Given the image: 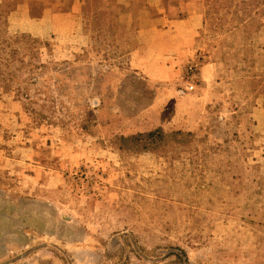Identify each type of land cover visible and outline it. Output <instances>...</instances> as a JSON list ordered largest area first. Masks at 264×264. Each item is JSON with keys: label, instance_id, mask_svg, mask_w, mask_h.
Listing matches in <instances>:
<instances>
[{"label": "rangeland", "instance_id": "374dc122", "mask_svg": "<svg viewBox=\"0 0 264 264\" xmlns=\"http://www.w3.org/2000/svg\"><path fill=\"white\" fill-rule=\"evenodd\" d=\"M151 2L0 0V264H264V0Z\"/></svg>", "mask_w": 264, "mask_h": 264}, {"label": "crops", "instance_id": "0c3cea01", "mask_svg": "<svg viewBox=\"0 0 264 264\" xmlns=\"http://www.w3.org/2000/svg\"><path fill=\"white\" fill-rule=\"evenodd\" d=\"M151 5L152 7H158L159 13L153 15L149 12L150 16L146 19L145 27L148 28L151 25V30L155 31L154 33H157L158 36V33L163 34V37L160 35L157 41L164 46L175 47L172 50L176 54L178 50L187 51L195 46L198 31L204 20L201 0H181L178 4H173L172 8L165 7L163 0H153ZM160 6L161 8H159ZM152 19L158 21V24H150ZM138 34L141 37V48L150 50L155 43L150 38L153 34H149L142 25L138 30ZM167 34L168 38L165 40ZM141 48L137 50L139 54L142 53Z\"/></svg>", "mask_w": 264, "mask_h": 264}, {"label": "trees", "instance_id": "16d2710c", "mask_svg": "<svg viewBox=\"0 0 264 264\" xmlns=\"http://www.w3.org/2000/svg\"><path fill=\"white\" fill-rule=\"evenodd\" d=\"M163 136V129L157 128L155 130H151L145 133H138L130 136H122L121 139L125 144L132 143L139 146H141L142 144V146L147 147V144H149V142L158 141L159 139L161 141L163 139Z\"/></svg>", "mask_w": 264, "mask_h": 264}, {"label": "built area", "instance_id": "2783aa9c", "mask_svg": "<svg viewBox=\"0 0 264 264\" xmlns=\"http://www.w3.org/2000/svg\"><path fill=\"white\" fill-rule=\"evenodd\" d=\"M191 68L193 69V67H191ZM188 88H189V89H192V88H193V85H190Z\"/></svg>", "mask_w": 264, "mask_h": 264}]
</instances>
